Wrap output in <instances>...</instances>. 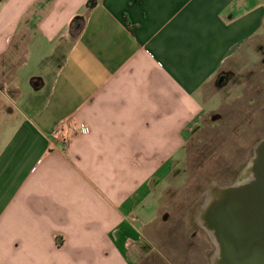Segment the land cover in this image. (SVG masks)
<instances>
[{
	"label": "crops",
	"instance_id": "crops-1",
	"mask_svg": "<svg viewBox=\"0 0 264 264\" xmlns=\"http://www.w3.org/2000/svg\"><path fill=\"white\" fill-rule=\"evenodd\" d=\"M262 63L264 0H0V264H140L209 85Z\"/></svg>",
	"mask_w": 264,
	"mask_h": 264
},
{
	"label": "rangeland",
	"instance_id": "rangeland-1",
	"mask_svg": "<svg viewBox=\"0 0 264 264\" xmlns=\"http://www.w3.org/2000/svg\"><path fill=\"white\" fill-rule=\"evenodd\" d=\"M262 64L243 71L231 66L225 77L220 74L209 85L210 93L219 95L217 101L207 106L199 125L186 138L173 170L165 178H153V194L162 208L145 229L148 243L141 247L143 255H148L140 264H214L215 237L197 215L212 188H228L254 178L256 165L251 162L264 140ZM43 68L33 63L23 71L24 81L31 83V75ZM158 203L153 202L154 210Z\"/></svg>",
	"mask_w": 264,
	"mask_h": 264
},
{
	"label": "water",
	"instance_id": "water-1",
	"mask_svg": "<svg viewBox=\"0 0 264 264\" xmlns=\"http://www.w3.org/2000/svg\"><path fill=\"white\" fill-rule=\"evenodd\" d=\"M257 150L255 177L225 188L207 212L228 264H264V140Z\"/></svg>",
	"mask_w": 264,
	"mask_h": 264
},
{
	"label": "bare ground",
	"instance_id": "bare-ground-1",
	"mask_svg": "<svg viewBox=\"0 0 264 264\" xmlns=\"http://www.w3.org/2000/svg\"><path fill=\"white\" fill-rule=\"evenodd\" d=\"M260 143L257 145L256 155H255V157L253 158V160L251 162L253 165H255L256 160L259 158V153H258L257 149H258ZM254 177H255V175H254ZM243 183H246V182H241L239 184H243ZM224 189L225 188H221V187H219L217 189H213L212 188L211 194L209 196L207 204L202 207V209L200 210V213L197 215L201 225L203 227H205L208 231H210V233L212 234L213 237H214V229L210 228V226H209L208 219H207V216H208L207 212H208V210L210 208L211 203H213L216 200V198L223 193ZM214 240L216 241V245L218 246V250L216 252V255L213 258L214 264H228V263L222 261V259H221V249L219 248V244H218L217 240L215 238H214Z\"/></svg>",
	"mask_w": 264,
	"mask_h": 264
},
{
	"label": "built area",
	"instance_id": "built-area-1",
	"mask_svg": "<svg viewBox=\"0 0 264 264\" xmlns=\"http://www.w3.org/2000/svg\"><path fill=\"white\" fill-rule=\"evenodd\" d=\"M62 129L84 135L89 134L91 131V128L87 123L75 119L63 122Z\"/></svg>",
	"mask_w": 264,
	"mask_h": 264
}]
</instances>
